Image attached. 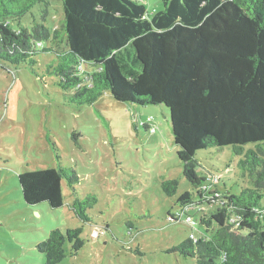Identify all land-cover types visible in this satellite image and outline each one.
Wrapping results in <instances>:
<instances>
[{"label":"trees","instance_id":"trees-1","mask_svg":"<svg viewBox=\"0 0 264 264\" xmlns=\"http://www.w3.org/2000/svg\"><path fill=\"white\" fill-rule=\"evenodd\" d=\"M162 2L163 10L150 17L138 0H63L59 28L15 29L12 23L37 5L44 20L50 0H0V63L34 71L35 56L51 53L44 75L57 77L53 84L70 104L92 106L109 91L118 102L166 107L182 174L193 188L168 217L185 216L194 228V216L204 229L171 253L195 264H264V0ZM212 148H229L239 159L238 194L219 188V178L205 169L197 174L196 153ZM62 182L73 196L70 212L91 223L97 197L78 196L74 171L58 165L18 175L28 206L62 208ZM178 185L161 183L169 198ZM82 229L51 231L37 245L45 264L63 261L66 243L76 255L84 246Z\"/></svg>","mask_w":264,"mask_h":264},{"label":"rangeland","instance_id":"rangeland-1","mask_svg":"<svg viewBox=\"0 0 264 264\" xmlns=\"http://www.w3.org/2000/svg\"><path fill=\"white\" fill-rule=\"evenodd\" d=\"M62 1L50 0L44 20V7L37 5L13 27L59 28ZM138 1L150 17L164 7L162 0ZM34 59V71L0 63V264H45L37 245L53 230L80 227L83 248L72 255L66 243L67 256L59 264H195L171 253L204 229L194 216V228L185 224V216L177 222L168 217L179 210L178 197L193 192L177 158L169 110L118 102L109 91L92 106L70 104L53 84L57 77L44 75L54 56L38 53ZM195 158L202 166L199 176L205 169L219 178V188L240 192L239 159L229 148L199 151ZM58 165L76 173L79 197H97L91 223L81 224L70 212L73 196L65 182L62 208L24 203L18 175ZM171 179L179 185L169 198L161 183Z\"/></svg>","mask_w":264,"mask_h":264},{"label":"built area","instance_id":"built-area-1","mask_svg":"<svg viewBox=\"0 0 264 264\" xmlns=\"http://www.w3.org/2000/svg\"><path fill=\"white\" fill-rule=\"evenodd\" d=\"M39 46H40V45H39ZM186 222H187L188 224H193V222H192V220H191L190 218H187Z\"/></svg>","mask_w":264,"mask_h":264}]
</instances>
